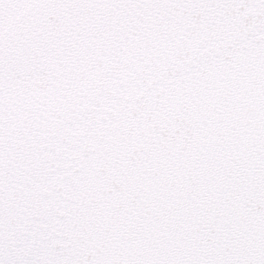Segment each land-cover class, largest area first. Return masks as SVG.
<instances>
[{"label":"snow or ice","instance_id":"obj_1","mask_svg":"<svg viewBox=\"0 0 264 264\" xmlns=\"http://www.w3.org/2000/svg\"><path fill=\"white\" fill-rule=\"evenodd\" d=\"M0 264H264V0H0Z\"/></svg>","mask_w":264,"mask_h":264}]
</instances>
